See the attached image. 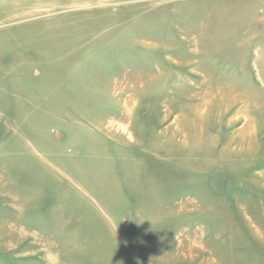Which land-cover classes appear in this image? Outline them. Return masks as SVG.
<instances>
[{"label":"rangeland","instance_id":"obj_1","mask_svg":"<svg viewBox=\"0 0 264 264\" xmlns=\"http://www.w3.org/2000/svg\"><path fill=\"white\" fill-rule=\"evenodd\" d=\"M0 264H264V0H0Z\"/></svg>","mask_w":264,"mask_h":264}]
</instances>
